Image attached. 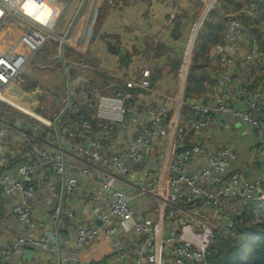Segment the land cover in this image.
<instances>
[{
	"label": "crops",
	"instance_id": "obj_1",
	"mask_svg": "<svg viewBox=\"0 0 264 264\" xmlns=\"http://www.w3.org/2000/svg\"><path fill=\"white\" fill-rule=\"evenodd\" d=\"M22 1L20 0L19 3H22ZM81 1L61 0L58 2V0H55L56 7L61 8L57 10L56 15H63L59 20V24L65 26L64 33ZM228 1L234 4L233 0ZM242 1L246 2L247 0ZM261 1L264 2V0ZM6 5L13 6L9 0H0L1 7L6 8ZM210 6V3H206L202 8L198 17L199 22L202 21ZM185 7H187L186 0L85 1L68 38L64 40L63 46V59L71 81V98L70 107L58 120L57 128L65 152L66 167L72 164L83 165L87 162L98 164L97 166H109L112 155L122 154L130 139L150 123L149 112L158 111L161 107L164 108L162 110L165 114L163 125L167 130L166 125L173 117L175 108L179 106V119L185 127V137L182 140H175L177 148L195 141L190 137V122L193 117L194 106L197 103L211 101L218 91V74L223 67L219 64L207 66L208 57L206 58V56L208 51L203 58L201 55L202 59H200L198 57V46L196 45L201 39L196 40L187 57L189 56V59L192 60V66L194 65V59L198 57V60H195L198 64L196 71L204 73L206 78L202 82V90L199 93L194 94L192 97H186L188 70L185 69V66H182V59L186 55V51L190 49L188 47L187 50L186 46L189 30L187 31L182 23L180 25L177 22H181L185 18L182 16L178 19L177 17V15L179 17L182 14L186 15V11L183 9ZM19 8L21 10L20 6L15 7V9ZM24 8L32 18L35 17L30 8ZM50 12V6L43 9L42 19L46 18ZM262 13L264 14V12ZM37 18L40 19L38 16ZM3 22L4 29L5 27L8 30L12 29L10 31L12 37L18 34L17 30L21 31L33 27L30 21L21 13L17 17L7 14ZM245 24L247 31L251 32V36L248 40L245 33L247 38L241 42V47L238 49L235 71L239 79L250 81L253 80V76L259 73L253 72L254 66L245 65L241 60L247 50L264 48V39L261 36L264 27L253 19L245 20ZM208 28L211 27L208 26ZM223 30L224 23L218 24L216 31L220 38L217 42L223 41ZM53 32L54 38H60L56 44L57 49L48 46L45 51L52 49L51 53L54 54L55 52L57 54V66L42 65L46 62L50 64L54 59H52L53 56L49 51L42 52L43 49L40 50L21 70L14 82L13 89L10 91L11 94H8V98L11 99V95L17 94L21 95L22 97L19 98L23 100L27 97L24 94H27L39 102L37 96L42 92L41 88H46L47 92L45 90L44 92L52 94L57 100L52 102V97L48 94L49 96L45 97L44 102L40 103V107L31 104L29 110L33 113L28 114L25 110L23 113L24 116L25 113L32 116L33 119H30L29 123H22L20 118H14L16 115L23 117V114L16 111H23V109L17 108L10 102L8 104L4 100V102L0 101L1 119L6 114L12 113L13 117L9 123L21 126L33 136L29 143H26L19 134L11 133L5 137L0 144V147L6 148V162L0 164V169L4 168L2 170L13 173L18 166L29 163L30 158L33 157L27 152L30 143L39 146L48 144L46 145L47 149L50 148L54 154L60 157L53 120L66 105L67 84L59 56V44L64 33L60 37L61 33L59 31L55 32V28H53ZM142 79L145 82L144 86L131 84V81L139 82ZM62 84H64V92ZM48 86H54L53 90ZM83 86L89 87L88 97L85 99L83 94L80 93ZM101 95L123 99L125 115L120 121L115 118L114 112H110L111 115L107 118L99 116V96ZM187 100H189V103L186 102ZM192 102L194 103L191 104ZM76 103L78 106H76ZM74 108L76 111H74ZM80 118L88 122L90 126L88 128L82 127L79 121ZM219 127L206 130V135L203 131L200 134V137L202 136L200 142L204 143L205 136L207 140L210 137L222 140L223 144L232 145L236 150L243 151L246 154L241 159L238 157L237 169L246 173H249V170L257 169L254 160L259 157L254 156L256 150L250 130L248 131L239 122H232L225 127ZM153 142L155 144L152 148H149L150 152L143 151L141 159L132 163L131 175L120 178V181L118 180L116 184L117 187L130 192L132 185L140 184L143 181L142 176L145 170H149L150 176L157 175L163 161L167 138L156 135ZM240 155H242L241 152ZM200 166L197 158H192L183 171L198 170ZM32 178L35 198L31 203L29 223L24 229L33 235H38L43 231H49L54 235L56 209L61 190V173H53L47 167H38ZM48 178L57 179V186L53 190L48 186ZM82 179L75 187L69 188L65 185L63 209L59 221V229L62 230V234H60L62 255L69 251L80 225H101L100 219L93 212V208L97 204L92 195L98 185L94 180ZM17 197L16 194L11 197H2L0 194V223L3 220L0 224V249L5 244L8 245L10 240L21 232L20 227L11 215V209L17 201ZM143 197L148 198V203L139 199L137 212L142 215L149 214L156 219L155 201L151 197ZM262 202L264 204V201ZM146 203L147 205H144ZM100 206L104 211H108L106 203H101ZM66 210L71 212L70 216L65 213ZM97 221L100 223H97ZM154 226H156V222H154ZM117 234L124 238L126 232L119 226ZM138 239L133 235H129V238L125 237L130 254H132ZM25 258L26 261L23 264L57 263L56 254L48 252L37 255L33 251L31 256L25 255ZM79 258L81 262H78V264H115L111 261L109 246L103 238L95 240L92 245L82 249ZM0 264L7 263L0 260ZM119 264H130V260Z\"/></svg>",
	"mask_w": 264,
	"mask_h": 264
},
{
	"label": "built area",
	"instance_id": "obj_2",
	"mask_svg": "<svg viewBox=\"0 0 264 264\" xmlns=\"http://www.w3.org/2000/svg\"><path fill=\"white\" fill-rule=\"evenodd\" d=\"M25 1L19 4V11L33 27L17 30L18 34L14 37L10 35L12 29L3 27V19L7 14L5 8L0 6V11L3 12L0 15L2 97L11 94L10 91L21 70L42 49L47 40L54 36L52 23L57 10L55 11V6L52 7L50 3H55V0H32L38 7L45 4L51 7L50 14L38 21L25 10ZM203 1H206L205 6L207 0ZM215 2L216 0H213L212 6ZM263 5L261 0H247L238 12L220 14L224 18L223 41L210 49L207 66L219 64L223 69L218 74V91L211 101L194 106L190 137L195 141L177 148L175 140L185 137V127L179 119V106L168 121L167 130L163 125L164 108L161 107L158 111L149 112L150 123L130 139L122 154L112 155L109 166H97L98 164L87 162L66 167L67 187L77 186L82 178L94 180L98 185L92 195L97 204L93 212L100 219L101 225H80L72 246L62 257V264L81 262L80 251L99 238L107 242L111 261L115 264L129 260L130 264H206L209 248L214 241V232L224 227V220L238 214L246 202L264 201V48L247 50L241 60L245 65L254 66L253 72L259 73L252 77L253 80L239 79L235 71L238 49L241 42L247 38L245 20H257L258 24L264 27ZM210 9L201 22L197 21L189 53L198 29ZM261 36L264 39V30ZM190 66L192 60L188 56L185 69L188 70ZM88 92L89 87L81 88L80 93L84 99L88 97ZM99 98V116L107 118L110 117V112H114L117 120L120 121L124 117L122 98L104 95ZM79 121L82 127L90 126L81 118ZM232 122H239L250 130L253 138L256 150L254 156L259 157L254 161H259V166L255 170H249V175L236 168L238 154L234 146L223 144L222 140L212 137L207 140L206 136L204 143L200 142V134L203 131L206 135V130L225 127ZM11 133L19 134L26 143L33 139L21 126L0 119V144ZM156 135L167 138L163 161L157 175L150 176L149 170H145L143 181L132 185L130 192L117 187L120 178L131 175L132 163L141 159L144 150L153 147ZM29 145L27 152L33 156L29 163L18 166L13 173L2 170L4 168L0 169V194L2 197H11L14 194L18 196L12 206L11 215L21 231L8 245L5 244L0 249V260L7 264H23L27 258L23 254L24 249H31L37 255L44 252L56 254L54 235L51 232L43 231L33 235L24 228L29 223L31 200L35 195L32 176L38 167H47L49 171L60 174L62 163L59 156L50 148L47 149L48 144ZM192 158H197L200 168L183 171ZM5 162L6 148L2 146L0 164ZM47 183L53 190L57 186V179L48 178ZM143 196L151 197L155 201L156 219L149 214L142 215L137 212L138 200ZM101 203L108 205V211L102 209ZM65 213L71 215L69 210ZM228 222L229 220L226 224ZM228 224L230 225V222ZM119 226L125 230V237L133 235L139 238L132 254L129 253L125 237L117 234Z\"/></svg>",
	"mask_w": 264,
	"mask_h": 264
},
{
	"label": "trees",
	"instance_id": "obj_3",
	"mask_svg": "<svg viewBox=\"0 0 264 264\" xmlns=\"http://www.w3.org/2000/svg\"><path fill=\"white\" fill-rule=\"evenodd\" d=\"M209 33L213 35V30L210 29ZM209 42V38L204 37L196 45L200 59L207 52ZM198 57L188 69L186 97L199 93L206 78L204 73L196 71L198 64L195 60ZM241 207L238 214L227 219L230 225L228 222L221 230L214 232L206 264H264V204L251 200Z\"/></svg>",
	"mask_w": 264,
	"mask_h": 264
},
{
	"label": "rangeland",
	"instance_id": "obj_4",
	"mask_svg": "<svg viewBox=\"0 0 264 264\" xmlns=\"http://www.w3.org/2000/svg\"><path fill=\"white\" fill-rule=\"evenodd\" d=\"M59 1H61V0H58V2ZM62 1H65V0H62ZM189 0H186V5H187V7H185V8H183L186 12V15H181V17H179V15H177V17H178V19H180V18H182V16L183 17H185L184 19H182L183 21H181V22H179V21H177L180 25H181V23H182V25L186 28V30L188 31V39H187V44H186V46H187V50H188V47L190 48V41H191V38H192V36H193V32H194V30H195V28H196V25H197V21H198V17H199V14H200V11L202 10V8H203V6H204V4H205V2L206 1H196V0H192L191 2H188ZM233 2H234V4H232L230 1H228V0H216V2L214 3V5L212 6V8H211V6H210V11L207 13V15H206V17H205V19H204V21H203V23L201 24V26L199 27V29H198V33H197V37H195V40H194V42L193 43H195L196 42V40H199V39H202V38H209V40H210V45H209V48H208V52H207V56H206V58L208 57V54H209V51H210V49L215 45V44H217V43H220V42H217L218 40H219V38H220V36H219V34L217 33V31H216V28H217V25L218 24H220V23H224V18H223V16H221L220 14H223V13H235V12H238L240 9H242L243 7H244V5H245V1H242V0H240V1H234L233 0ZM209 3V0H207V4ZM231 4V5H230ZM52 7L53 6H55V11L56 10H60L61 8L60 7H56V5L54 4V3H51L50 4ZM6 8H5V10L7 11L6 12V14H11V15H13V16H18L19 14H20V11H19V9H15V10H11V5H6L5 6ZM48 8V5H47V7L45 8V9H47ZM50 9V8H49ZM68 9H69V6H68ZM67 9V10H68ZM57 14V12H55L54 13V22L52 23V25H53V28H55V32L56 31H59L61 34L59 35L60 37L63 35L62 33H64V28H65V26L64 25H60L59 24V20L63 17V15L61 14V15H56ZM42 16H43V12L38 16L40 19H42ZM70 16H72L71 14H70ZM35 18V21H38V18L35 16L34 17ZM39 19V20H40ZM68 19H70V17H68ZM63 21V20H62ZM66 21H68V20H66ZM66 21L64 22V24L66 23ZM208 26L209 27H211V28H208ZM210 29H214L213 30V35L211 34L210 35V33H209V30ZM223 32H224V30H223ZM246 34H247V36H248V40H249V38H250V36H251V32H249V31H247L246 30ZM54 38V37H53ZM53 38H50V39H48L47 40V42L44 44V46L42 47V49H43V51L42 52H46V51H49V53H51V50L52 49H57V46H56V44L59 42V40H60V38L58 37H55L54 39ZM55 39H57L56 41H54ZM48 44V45H47ZM48 46L49 47H52V49H49V50H46L45 51V48H48ZM193 46H194V44H193ZM41 49V50H42ZM188 53H189V51H186V55L184 56V58L182 59V66H185V61L187 60V55H188ZM41 54V53H40ZM52 54V59H54L53 60V62L52 63H50L49 64V62H46V63H44V64H42V65H47V66H57V54L54 52V54L53 53H51ZM39 55V54H38ZM57 56V57H56ZM48 68H50V67H48ZM48 88H51V90H53L52 88H54V86H48ZM42 89V92L41 93H39V96H37V99H38V101L39 102H37L36 101V99L34 98V97H30L29 95H27V94H24L25 96H27V97H30V98H23V100H21L19 97H22L21 95H17V94H14V96L13 95H11V99H9L8 98V96H6V97H2V96H0V97H2V98H0L1 100L0 101H5V102H7L8 104H9V102L10 103H12V104H14V106H17V108L19 107V108H21V109H23V111H18V110H16V109H14V110H16L19 114H23L25 111L26 112H28V114L30 113V114H32L33 112L31 111V110H29V108H30V106H31V104H33V105H38V107H40L41 106V104L40 103H42V102H44V99H45V97L46 96H51L52 97V102L53 101H56L57 99L56 98H54L53 97V95L52 94H50V93H46L47 91H46V88L44 89V88H41ZM44 90L46 91V92H44ZM62 90H63V92H64V84H62ZM49 94V95H48ZM23 95V94H22ZM5 96V95H4ZM4 98V99H3ZM21 100V101H20ZM3 101V102H4ZM15 101V102H14ZM28 105V106H27ZM61 105V104H60ZM37 108V107H36ZM25 110V111H24ZM39 111V110H38ZM25 116H26V118H25ZM25 116H24V114H23V117H20L19 115H16V116H14V118H20V120H21V122L23 123V122H25V123H29V121H30V119H33L32 118V116H30V115H26V113H25ZM36 116V115H35ZM3 117V116H2ZM13 117V114L12 113H9L8 115L6 114L5 115V117L4 118H2L3 120H8V122L10 121V119ZM38 118H40L39 116H37ZM0 119H1V117H0ZM43 120V119H42ZM40 137V136H39ZM147 153H149L150 152V150H149V148H147L146 150H145ZM144 151V152H145ZM240 152H241V154L242 155H240L239 156V154H240ZM237 154H238V157L241 159L242 157H245V153L243 152V151H240V150H237ZM253 159L255 158L254 156L252 157ZM157 165H158V161H157ZM152 166V165H151ZM34 198H35V195H34ZM33 198V199H34ZM32 199V200H33ZM32 200H31V203H32ZM140 200L141 201H143L144 200V202H146L147 201V203H148V198L147 197H142V198H140ZM147 203L146 204H144V205H147ZM237 214V213H236ZM1 215V214H0ZM3 217H4V215H3ZM1 219V218H0ZM2 221L3 220H1V223H2ZM0 223V224H1Z\"/></svg>",
	"mask_w": 264,
	"mask_h": 264
},
{
	"label": "water",
	"instance_id": "obj_5",
	"mask_svg": "<svg viewBox=\"0 0 264 264\" xmlns=\"http://www.w3.org/2000/svg\"><path fill=\"white\" fill-rule=\"evenodd\" d=\"M86 0H82L78 9L76 10L66 32L63 35L62 41L59 44V56H60V60H61V64L64 70V74H65V78H66V84H67V98H66V105L65 107L61 110V112L57 115V117L53 120V126L55 129V133H56V138L58 141V146H59V151H60V159H61V163H62V172H61V190H60V197H59V203L57 206V211H56V219H55V223H54V241H55V247H56V256H57V263L56 264H62V246H61V237H60V229H59V221L62 215V209H63V202H64V193H65V170H66V158H65V152L63 150V146H62V141L60 139V135L58 132V128H57V122L60 119V117L68 110V108L70 107V98H71V81L67 72V68H66V64L65 61L63 59V46H64V40L68 38L69 33L71 28L73 27L79 13L81 12L84 4H85ZM2 98V97H1ZM187 103H189V100L186 101ZM194 102H192L191 104H193ZM254 164L258 167L259 166V161H254ZM247 175H249V173H246ZM97 223H100L99 221H97ZM224 224H226V221H224ZM23 253L26 256H31L33 254V250L31 249H24Z\"/></svg>",
	"mask_w": 264,
	"mask_h": 264
},
{
	"label": "bare ground",
	"instance_id": "obj_6",
	"mask_svg": "<svg viewBox=\"0 0 264 264\" xmlns=\"http://www.w3.org/2000/svg\"><path fill=\"white\" fill-rule=\"evenodd\" d=\"M13 4V6H11V9L15 10L14 8L16 6H19V1L20 0H10ZM209 3L212 5L213 4V0H209ZM48 4H45L43 7L41 6H36L35 4H33L32 0H26L25 3L23 4L24 7H28L30 8V10L32 11L34 16H39L42 12L43 9H45L47 7ZM49 6V5H48ZM144 79L140 80L139 82L137 81H131V84H140V86H144Z\"/></svg>",
	"mask_w": 264,
	"mask_h": 264
},
{
	"label": "clouds",
	"instance_id": "obj_7",
	"mask_svg": "<svg viewBox=\"0 0 264 264\" xmlns=\"http://www.w3.org/2000/svg\"><path fill=\"white\" fill-rule=\"evenodd\" d=\"M3 14V12L2 11H0V15H2Z\"/></svg>",
	"mask_w": 264,
	"mask_h": 264
}]
</instances>
